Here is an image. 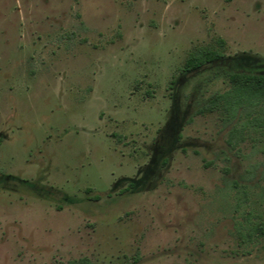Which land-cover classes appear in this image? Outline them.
Here are the masks:
<instances>
[{
    "label": "rangeland",
    "instance_id": "rangeland-1",
    "mask_svg": "<svg viewBox=\"0 0 264 264\" xmlns=\"http://www.w3.org/2000/svg\"><path fill=\"white\" fill-rule=\"evenodd\" d=\"M233 72L264 74V0H0V264H264Z\"/></svg>",
    "mask_w": 264,
    "mask_h": 264
},
{
    "label": "trees",
    "instance_id": "trees-1",
    "mask_svg": "<svg viewBox=\"0 0 264 264\" xmlns=\"http://www.w3.org/2000/svg\"><path fill=\"white\" fill-rule=\"evenodd\" d=\"M220 57L221 53L217 49L201 48L187 57L182 69L184 71L197 69ZM227 79L231 87L240 95L264 99V74L256 75L244 72H233L228 74ZM217 99L218 95H215L212 101H216ZM85 264L89 263L85 261Z\"/></svg>",
    "mask_w": 264,
    "mask_h": 264
}]
</instances>
